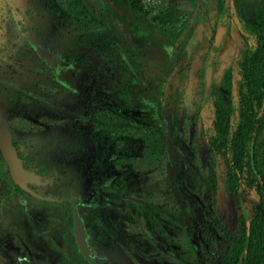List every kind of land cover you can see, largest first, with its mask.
<instances>
[{
	"label": "rangeland",
	"instance_id": "374dc122",
	"mask_svg": "<svg viewBox=\"0 0 264 264\" xmlns=\"http://www.w3.org/2000/svg\"><path fill=\"white\" fill-rule=\"evenodd\" d=\"M122 1L124 7L114 10L125 21L114 24L128 43L131 15L151 23L164 15L165 26L177 35L186 27L191 34L197 23L202 27L181 77L174 74L176 48L153 37L142 61L149 83L133 80L135 95L124 105L118 91L127 75L112 55L75 46L72 34L57 28L50 13L36 10L42 0H0L1 95L6 101L18 93L24 96L7 115L11 139L25 169L45 173L44 183L29 185L30 191L55 200L16 190L0 154V264H87L72 245L62 217L71 198L77 201L75 211L93 264H193L195 258L205 264L206 251L222 244V231L232 236L236 228L237 211L224 183L223 159L212 157L204 138L214 111L236 102L224 78L237 75L239 64L253 51L238 9L241 0ZM81 2L88 9L98 8L95 0ZM172 9L180 14L167 19ZM255 10L264 13V0L257 1ZM222 26V42L208 64L207 50ZM206 65L212 68L208 86ZM257 72L264 76V54ZM157 77L160 82L151 81ZM113 108L123 113L118 117L126 119L125 126L165 131L166 156L157 166L101 171L110 156L95 145L91 119L94 112ZM131 145L138 153V138H128L126 147ZM147 189L151 206L143 197ZM256 205V197L247 193L244 212L250 214Z\"/></svg>",
	"mask_w": 264,
	"mask_h": 264
},
{
	"label": "trees",
	"instance_id": "16d2710c",
	"mask_svg": "<svg viewBox=\"0 0 264 264\" xmlns=\"http://www.w3.org/2000/svg\"><path fill=\"white\" fill-rule=\"evenodd\" d=\"M95 1L98 8L91 6L89 15L81 0H43L44 6H37V9L50 13L57 28L68 30L73 36L75 46H86L91 51L114 57L120 69L127 75L118 91L119 102L123 105L135 95V87L131 84L133 80L149 83L142 65L143 54L156 35L176 48L175 76L181 77L184 67L189 68V63L184 62L189 49L197 45V42L191 39L188 27L177 35L165 26L164 15L154 23L138 15H131L126 28L131 37L128 43L115 29L114 24V20L122 23L125 21L124 17L114 10V7H124L123 1ZM253 2L254 0H241L243 10ZM197 10L194 9L195 12ZM179 14L180 10L172 9L165 17L175 19ZM251 30V36L257 46L253 60L250 61L252 64H249L246 58L239 64L237 75L224 78L233 88L236 102L233 106L227 104L225 108L214 111L209 134L204 138L212 157L223 159L224 183L232 195L237 211V223L232 236L222 231V244L213 251H206L205 264H264V76H259L257 72L258 62L264 51V24H255ZM45 57L47 59L44 61L48 62L47 67H50V57ZM154 80L160 82L161 77L151 81ZM23 97L19 93L15 98L9 97V108L17 98L24 100ZM115 116H123V113L118 108H113L111 112H94L91 119L95 127V145L102 149L106 158L110 156L106 161L108 164L104 163L99 167L101 171L105 168L110 172H117L125 165L131 169L137 167L146 170L157 166L166 156L165 131L153 130L146 125L125 126L126 119H114ZM130 137L138 138V153L134 145H131L132 148L126 147V141ZM12 145L16 149V142L12 141ZM16 151L17 156L21 157L18 149ZM37 173L45 175L41 170H37ZM118 180L122 182V177H118ZM117 186H120V183ZM145 193L143 197L149 199L151 206V190L147 189ZM247 193H252L257 200L256 208L250 214L244 212L242 207ZM164 195H167V190ZM73 199L71 198L68 207L63 209L62 217L69 227L72 245L81 256L72 233L71 213L75 209L72 205ZM159 199L160 195L155 196L156 201L160 202ZM81 258L87 263L82 256ZM193 264L200 262L195 258Z\"/></svg>",
	"mask_w": 264,
	"mask_h": 264
},
{
	"label": "water",
	"instance_id": "95a60500",
	"mask_svg": "<svg viewBox=\"0 0 264 264\" xmlns=\"http://www.w3.org/2000/svg\"><path fill=\"white\" fill-rule=\"evenodd\" d=\"M202 27L197 24L192 32V39L199 41L201 39ZM224 28L218 29L212 39V42L206 53L205 61L209 64L212 61L215 51L218 49L222 42V35ZM212 69L209 65L204 67V82L208 86L210 84ZM9 112V108L3 98L0 95V154L5 161L11 180L15 185L20 187L24 191H28L25 187L27 183L39 184L38 177L31 172L25 171L22 168L21 160L17 157L15 149L11 145L10 134L6 122V115ZM31 195L39 198L37 195L29 192ZM45 200H50L45 198ZM77 201L74 199L72 205H76ZM83 204H89L87 201H83ZM72 218V233L75 241L76 248L81 256L89 263L93 264L89 259V249L85 242V234L82 221L77 215L76 211L71 214Z\"/></svg>",
	"mask_w": 264,
	"mask_h": 264
},
{
	"label": "flooded vegetation",
	"instance_id": "af4514ba",
	"mask_svg": "<svg viewBox=\"0 0 264 264\" xmlns=\"http://www.w3.org/2000/svg\"><path fill=\"white\" fill-rule=\"evenodd\" d=\"M257 1L258 0H254V2L252 3V4H250V5H246V7L244 8L245 9V11L243 10V6L240 4L239 5V7H238V9L240 10V13L242 14V16H243V20H244V22H245V24L248 26V30H249V36H250V38H251V41H252V43H253V51H252V53H251V55L248 57V62H249V64H252L250 61H252L253 60V55L256 53V49H257V46H256V43H255V41L253 40V38H252V30H251V28L255 25V24H264V13L263 14H257V12H256V10H255V7H256V3H257ZM42 2H43V0H42ZM43 6H44V2H43V4H42ZM42 5H36V10H38L37 9V6H42ZM83 5V4H82ZM84 6V5H83ZM85 7V9L87 10V15H89V14H91L90 13V9H88L86 6H84ZM89 8H91V7H89ZM39 11V10H38ZM45 10H41V14H42V12H44ZM47 12V11H46ZM197 24H199V23H197ZM196 24V25H197ZM195 25V26H196ZM200 25V24H199ZM201 26V25H200ZM221 28V27H220ZM219 28V29H220ZM222 28H224V32H225V27L224 26H222ZM193 32V31H192ZM202 33V32H201ZM215 34V33H214ZM190 35H192V33L190 34ZM214 36V35H213ZM72 38H73V36H72ZM191 39H192V37H191ZM213 39V38H212ZM193 40V39H192ZM194 41V40H193ZM194 42H198V41H194ZM212 42V41H211ZM211 44V43H210ZM210 46V45H209ZM208 51V50H207ZM262 54H264V51L262 52ZM211 67V66H210ZM212 69V68H211ZM205 83V82H204ZM0 95H1V90H0ZM1 97L3 98V100L5 101V103L7 104V106H8V108H9V105H8V103H7V101L5 100V98L1 95ZM9 112H10V108H9ZM8 112V113H9ZM8 113H7V115H8ZM7 115H6V122H7ZM7 126H8V123H7ZM8 130H9V127H8ZM9 134H10V130H9ZM10 139H11V134H10ZM11 145H12V139H11ZM13 146V145H12ZM13 148L15 149V147L13 146ZM17 149V148H16ZM16 149H15V153H16V155H17V151H16ZM19 152V151H18ZM2 157V156H1ZM18 157V156H17ZM20 160H21V164H22V168L25 170V171H28V172H31V171H29V170H27V169H25V167H24V164H23V160H22V157H18ZM3 159V158H2ZM4 161V160H3ZM5 162V161H4ZM6 164V163H5ZM7 166V165H6ZM7 170H8V168H7ZM31 173H33L34 175H36L37 177H38V182H39V184H30V183H27L26 185H25V187L28 189V191H24V190H22L20 187H18L17 185H15L14 183H13V181L11 180V178H10V175H9V172H8V175H9V178H10V180L12 181V183L14 184V186L15 187H17L19 190L18 191H20L21 193H24V195H29V196H31V197H34V198H36L35 196H33V195H31L29 192H31L32 193V191H30V189L28 188V186L29 185H34V186H40V185H42L43 183H44V179H45V175H39L37 172H31ZM41 178H43V182H42V180H40ZM16 189V188H15ZM37 196H39V198H37V199H40V200H43V201H47V202H53V201H55L54 199H51L50 197H45V196H40V195H37ZM45 198H48V199H50V200H45ZM74 200V199H73ZM74 207H75V205H73ZM74 211H75V209H74ZM73 212V211H72ZM72 214V213H71ZM88 263V262H87ZM89 264V263H88Z\"/></svg>",
	"mask_w": 264,
	"mask_h": 264
}]
</instances>
